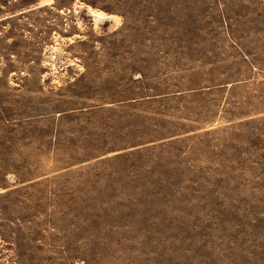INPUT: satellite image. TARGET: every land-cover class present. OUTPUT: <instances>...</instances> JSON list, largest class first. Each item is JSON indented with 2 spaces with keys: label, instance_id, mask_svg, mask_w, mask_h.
Returning <instances> with one entry per match:
<instances>
[{
  "label": "rangeland",
  "instance_id": "1",
  "mask_svg": "<svg viewBox=\"0 0 264 264\" xmlns=\"http://www.w3.org/2000/svg\"><path fill=\"white\" fill-rule=\"evenodd\" d=\"M0 264H264V0H0Z\"/></svg>",
  "mask_w": 264,
  "mask_h": 264
}]
</instances>
